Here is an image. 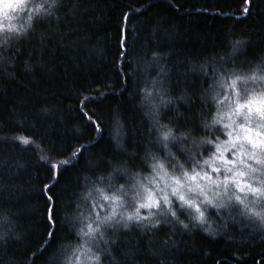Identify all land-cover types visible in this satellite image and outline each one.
<instances>
[{
    "label": "trees",
    "instance_id": "trees-1",
    "mask_svg": "<svg viewBox=\"0 0 264 264\" xmlns=\"http://www.w3.org/2000/svg\"><path fill=\"white\" fill-rule=\"evenodd\" d=\"M44 7L0 43V264H72L97 195L157 165L200 167L231 80L264 74V0ZM173 210L109 230L100 264H264V225L245 207L207 206L204 223Z\"/></svg>",
    "mask_w": 264,
    "mask_h": 264
},
{
    "label": "rangeland",
    "instance_id": "rangeland-1",
    "mask_svg": "<svg viewBox=\"0 0 264 264\" xmlns=\"http://www.w3.org/2000/svg\"><path fill=\"white\" fill-rule=\"evenodd\" d=\"M5 2L13 3L14 0H0V24L5 25V27L15 24L19 27L26 22L27 15L32 12L36 5L41 3V0H26L23 11L5 9L3 8ZM4 12L8 13L10 19L5 18ZM260 86H264V81L250 80L246 84L238 83L235 88L228 87L227 92L222 97L218 112L223 125V136L215 143L213 152L200 167H194L192 170L184 169L182 172L175 173L164 165L163 169L157 165L128 191L97 195L95 198L97 209L94 213V219L89 224H92L93 227L99 224L100 231L92 237L87 236L82 249L80 248L72 264H97L95 260L90 258L93 255L99 256L98 264H100V249L108 240V231L111 229L114 231V227H119L123 222L120 213L134 211L140 203L146 201L149 193L161 203L159 208L140 209L142 216H147L149 212L154 213L146 219L148 221L157 222L165 215L171 214L169 208L173 210L178 203L182 206L183 202L179 199V195H184L185 199L192 200L202 211L207 206H216L217 204L223 206L239 204L245 207L234 199L235 196H240L245 199V203L248 205L246 209L249 211H245L246 215L253 217L248 218L257 222L258 225H264L259 217L252 214L253 211H264V197L253 195L245 187V185H251L264 190V163L256 162L257 160L264 161V147L253 148L252 144L245 139V137H249L257 143L264 141V115L257 111L258 108H264V97L254 95V90L259 91ZM249 101H251L249 106L241 109L237 114V105L247 104ZM233 143H235V147L232 146ZM221 153H223V159H221ZM253 153L255 154L254 158H250ZM185 173L188 176L197 173L199 175L195 181H192L187 178ZM240 173H244V175L241 176ZM177 179L180 181L179 184L175 182ZM241 187H245V191L241 192ZM173 188L177 190L175 195H173ZM192 188H196V191H191ZM165 194H167L170 204L163 203L161 198ZM103 195L117 196L122 203L116 208V219L101 224V220L110 215L113 209V202L104 200ZM230 196L233 199H229ZM207 200H211L212 203H207ZM183 207L195 209L187 205H183ZM117 221L120 222L117 223ZM85 249H90V251L86 253Z\"/></svg>",
    "mask_w": 264,
    "mask_h": 264
},
{
    "label": "snow or ice",
    "instance_id": "snow-or-ice-1",
    "mask_svg": "<svg viewBox=\"0 0 264 264\" xmlns=\"http://www.w3.org/2000/svg\"><path fill=\"white\" fill-rule=\"evenodd\" d=\"M55 3H56V0H51V4H55ZM25 4H26V0H14L13 3L5 2L3 4V8H5V9L11 8L13 10L23 11ZM46 4H49V0H41V3L36 5L32 9V12H30L27 15L26 22L24 24H21L19 27H17L15 24H10L7 27H5V25H3V24H0V43H4L7 39V37L3 35L5 32L14 33L17 35L26 32V29L31 27V23H32L34 14H40L42 12L49 11L48 8L44 7ZM247 11H248V9L245 8L244 12L246 13ZM4 16L6 19H10L7 12H4ZM258 79L264 80V74H261L259 76L253 74L252 76H247V77H242V76L236 75L235 78L231 80L229 87L235 88L238 83L246 84L247 81H249V80L255 81ZM250 103H251V101H249L247 104H238L237 109H236L237 114H239L241 109L248 107ZM257 111L261 112V114L264 115V108H258ZM171 136H172L171 129H168L167 131L163 132V139L164 140H168ZM19 139L25 145L31 143V141L28 140L27 138L21 137ZM245 139H247L249 141V143L252 144L253 148L264 147V141L257 143L256 141L251 140V138H249V137H245ZM232 146L235 147V143H233ZM78 154H79V150L77 152L73 153L74 156L78 155ZM254 156H255V154L253 153L252 156H250V158H254ZM221 159H223V153H221ZM70 162H71L70 160L61 161L60 165H53V168H59V167L66 165ZM256 162L257 163H264V161H260V160H257ZM159 167L161 169H163V165H159ZM253 171H255V169H253ZM185 175L187 176V178L189 180L195 181L197 179V176L199 175V173H197L196 175H191V176H188L187 173H185ZM240 175L242 176V175H244V173H240ZM175 182L177 184L180 183V181L178 179ZM245 187L247 188L248 192L252 193L253 195H255L257 197H264V190H262L261 188L253 187L251 185H245ZM245 187H241L240 191L241 192L245 191ZM175 194L176 193L173 192V195H175ZM103 199L104 200H111L113 202V209H112L111 215L105 216L103 218V220H101V222H100L101 224L107 223L108 221H110L111 216L116 214V208L119 207L122 203L120 201L119 197H117V196H111L110 197L107 195H103ZM161 199H162L164 204H166V205L170 204V201L168 198L162 197ZM179 199L184 203V205L195 208V211L198 213L197 219L200 220L201 223L205 222L204 212L200 209V207L198 205H195L192 200L185 199V197L183 195H181L179 197ZM229 199H233V197L230 196ZM234 199L236 201H238L240 204H243L245 206V208L248 207V205L245 203V199H242L240 196H235ZM206 202L209 204L212 203L211 200H207ZM160 203H161L160 200L155 199L154 196L151 193H149L146 201L139 204V207L136 209V212L133 215L128 216V218H127L128 221H132V220L141 221V220L148 219L149 217L154 215V213L149 212L147 216H142L140 214V209L159 208ZM221 206H223V205H221ZM169 211L171 212V214L173 216L176 215V213L174 211H172L171 208H169ZM252 214L259 217L261 219V221L264 222V211H253ZM185 227H187V225H185ZM99 231H100V225L99 224L96 225V227H93L92 224H88L87 225V231L83 232V235L88 236V237H92L95 235V233H97ZM88 251H90V249H88L85 252L87 253Z\"/></svg>",
    "mask_w": 264,
    "mask_h": 264
},
{
    "label": "clouds",
    "instance_id": "clouds-1",
    "mask_svg": "<svg viewBox=\"0 0 264 264\" xmlns=\"http://www.w3.org/2000/svg\"><path fill=\"white\" fill-rule=\"evenodd\" d=\"M27 30V29H26ZM259 80V79H258ZM261 81H264V80H261ZM254 95H257V96H262V97H264V86H260V90L259 91H255L254 90ZM219 103H222V101H220ZM211 123L212 124H218V123H220V117L219 116H217V117H214L213 119H212V121H211ZM228 126H230V125H228ZM227 127V126H226ZM172 132V131H171ZM211 141H209V143H210ZM206 163H207V161H206ZM191 191H193V192H195L196 191V188H192L191 189ZM173 192H175L176 194H177V190L175 189V188H173ZM181 195H179V197H180ZM184 196V195H183ZM163 197H166V198H168V196H167V194H165ZM185 197V196H184ZM184 205V203L182 204V206ZM216 207H221V204H217L216 205ZM137 209V208H136ZM136 209L134 210V211H132V212H127V211H125V212H121L120 213V217H121V220H123L125 223H124V226L125 227H127L128 226V216L129 215H133L135 212H136ZM111 215V214H110ZM116 215H117V209H116V214L115 215H112L111 216V220L110 221H112V220H115L116 219ZM197 216H198V214H197ZM197 216L196 217H194L198 222H200V220H198L197 219ZM110 221H108V222H110ZM137 221V220H136ZM120 221H117V223H119ZM201 223V222H200ZM88 249H85V251H87ZM91 259H93V260H95L96 262H97V264H98V262H99V256L98 255H93V256H91L90 257ZM98 258V259H97Z\"/></svg>",
    "mask_w": 264,
    "mask_h": 264
}]
</instances>
